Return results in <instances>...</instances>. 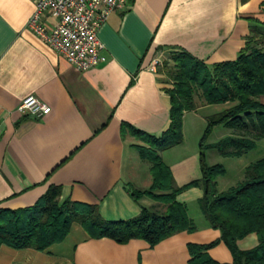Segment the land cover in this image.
I'll return each mask as SVG.
<instances>
[{
    "label": "crops",
    "instance_id": "1",
    "mask_svg": "<svg viewBox=\"0 0 264 264\" xmlns=\"http://www.w3.org/2000/svg\"><path fill=\"white\" fill-rule=\"evenodd\" d=\"M34 11L33 0H0V207H31L51 186H59L61 201L93 205L112 222L131 219L142 205L154 204L148 197L138 203L131 195V188L151 185V164L134 146L143 141L123 135L122 126L157 137L168 129L169 84L154 66L160 53L185 50L208 65L232 61L253 28L264 30V0H130L98 31L107 60L79 70L29 27ZM41 18L50 26L55 21L47 12ZM30 95L48 104L49 114L20 112V102ZM197 102L199 108L183 116V131L187 119L200 130L214 113L203 114L212 106ZM183 141L170 147L175 155L168 161L166 150L161 152L179 186L202 175L200 149L183 152ZM202 196L201 187L177 195L197 230L178 232L154 246L142 239L122 244L92 238L74 223L63 241L44 251L0 245V264H190V243L221 237L199 210ZM257 244L255 233L238 241L241 250ZM208 254L222 264L233 262L223 241Z\"/></svg>",
    "mask_w": 264,
    "mask_h": 264
},
{
    "label": "trees",
    "instance_id": "2",
    "mask_svg": "<svg viewBox=\"0 0 264 264\" xmlns=\"http://www.w3.org/2000/svg\"><path fill=\"white\" fill-rule=\"evenodd\" d=\"M158 66L169 84L168 129L157 137L127 123L122 126L123 135L143 141L134 146L140 157L151 164V185L146 189L131 188V195L138 203L148 197L154 204L142 205L140 213L131 219L112 222L93 205L71 199L61 201V188L51 186L31 207H0V245L44 251L63 241L73 224L79 223L92 238L108 237L122 244L142 239L154 246L178 232L197 230L188 206L179 202L177 195L191 187H201L199 210L210 226L221 231V237L206 244L190 243V264H222L208 254L221 241L233 255L232 264H264V156L246 166L237 184L219 191L218 178L226 174V168L220 163L207 164L203 144L217 125L232 130V135L211 145L224 157L240 158L264 139L263 28L258 25L251 30L245 48L235 60L208 65L185 50H172ZM197 98L203 106L223 108L207 117L200 143L201 178L179 186L161 152L183 141V116L199 108ZM251 233L256 234L258 244L241 250L238 241Z\"/></svg>",
    "mask_w": 264,
    "mask_h": 264
},
{
    "label": "built area",
    "instance_id": "3",
    "mask_svg": "<svg viewBox=\"0 0 264 264\" xmlns=\"http://www.w3.org/2000/svg\"><path fill=\"white\" fill-rule=\"evenodd\" d=\"M35 11L29 27L47 44L79 70H88L105 62L104 44L98 37L100 27L114 10L128 7L130 0H33ZM55 21L50 26L42 21L44 13ZM159 60L154 61V66ZM22 113L43 117L51 107L37 96L22 99L18 106Z\"/></svg>",
    "mask_w": 264,
    "mask_h": 264
},
{
    "label": "rangeland",
    "instance_id": "4",
    "mask_svg": "<svg viewBox=\"0 0 264 264\" xmlns=\"http://www.w3.org/2000/svg\"><path fill=\"white\" fill-rule=\"evenodd\" d=\"M168 57V52L160 53V55L157 57V59L159 60L158 65H162L164 60ZM222 108L223 105H215L212 106L211 109L202 110L201 112L203 114L205 112H217ZM202 113L201 116H203ZM204 124V128H200L199 130L196 122H192L187 119L184 131L182 130L184 141L179 147L180 150H183V152H189L196 147L200 149V143L205 132L206 122ZM228 135H232V130L230 128H227L223 125H217L215 128H213L211 133L203 139L204 153L207 164L213 165L216 163H220L226 168V174L218 178V189L220 191H225L231 186L237 184L240 180L243 179L246 166L264 156V139H262L258 142V145L254 150L249 151L240 158L224 157L217 149L212 148L211 145ZM174 150L175 149L171 148L166 149L163 154V158L165 161H168L169 157L175 155V153H173Z\"/></svg>",
    "mask_w": 264,
    "mask_h": 264
}]
</instances>
